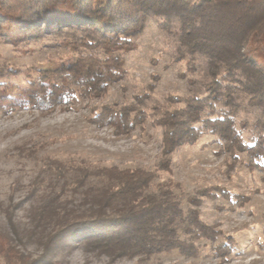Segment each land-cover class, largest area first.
<instances>
[{
	"label": "trees",
	"instance_id": "obj_1",
	"mask_svg": "<svg viewBox=\"0 0 264 264\" xmlns=\"http://www.w3.org/2000/svg\"><path fill=\"white\" fill-rule=\"evenodd\" d=\"M152 23L176 36L181 53L190 55L188 70L201 76L206 89L203 95L171 96L183 105L164 109L154 119L164 127L156 169L169 170L180 145L210 132L230 151L251 156V166L264 176L263 121L257 120L260 130L252 128L257 134L248 142L244 132L251 129L243 115L245 107L264 114V0H0L4 42L23 47L60 35L70 51L67 61L50 65H0V112L32 108L47 113L72 106L80 97L103 96L125 77V54ZM155 85L150 83L149 90ZM149 94L122 105L104 104L89 120L117 134L130 133L149 117L142 107ZM53 163L63 187L31 207L30 234L45 219L56 221V229L41 240L42 254L33 257L0 227V256L7 264H47L49 254L62 248H81L108 262L174 249L198 256L200 240L214 242L222 236L215 224L202 219L201 197L221 196L240 204L247 199L214 185L200 189L198 196L187 195L184 207L173 189L178 183H160L152 190L156 170L113 165L78 167L73 180L80 196L69 203L62 193L70 168ZM92 176L102 183L91 182ZM214 249L227 256L234 250L233 238L226 237Z\"/></svg>",
	"mask_w": 264,
	"mask_h": 264
},
{
	"label": "rangeland",
	"instance_id": "obj_2",
	"mask_svg": "<svg viewBox=\"0 0 264 264\" xmlns=\"http://www.w3.org/2000/svg\"><path fill=\"white\" fill-rule=\"evenodd\" d=\"M69 53L60 35L45 36L23 47L0 38V65H50L62 59L67 61ZM125 58V77L101 97H80L72 106L47 113L32 108L0 112V227L10 234L17 247L33 257L39 256L44 250L41 240L45 241L57 225L56 221L45 219L30 234L34 224L31 207L45 194L63 187L62 180L56 181L53 161L70 168L62 193V199L69 203L80 196L74 190L73 180L78 167H143L156 170L152 190L160 183H178L173 189L184 207L187 195L198 196L200 189L214 185L247 195V199L240 204L237 199L230 201L221 196L201 197L198 208L202 219L215 224L222 236L214 242L200 240L202 250L198 256H186L174 249L147 258L108 262L106 257L84 253L81 248H62L49 254L47 264H264V176L251 166V156L235 149L230 151L216 135L204 132L196 142L177 148L169 170L156 169L162 157L164 127L154 123V119L164 109L183 105L173 102L171 96L206 92L201 76L188 70L190 55L181 53L173 33L152 23ZM150 83L156 84L154 90H149ZM146 92L150 94L142 107L149 117L130 133L117 134L110 126H98L89 120L104 104L134 102L136 95ZM245 108L244 119L251 130H245L244 137L251 142L257 134L252 128L260 130L257 120L263 121L264 126V114ZM90 181L102 183L94 176ZM181 235L185 237L184 233ZM226 237L233 238L234 250L227 256L219 255L214 246ZM0 264H7L3 256Z\"/></svg>",
	"mask_w": 264,
	"mask_h": 264
}]
</instances>
